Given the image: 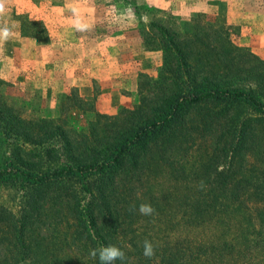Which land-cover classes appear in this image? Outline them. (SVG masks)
Returning <instances> with one entry per match:
<instances>
[{"label":"trees","instance_id":"16d2710c","mask_svg":"<svg viewBox=\"0 0 264 264\" xmlns=\"http://www.w3.org/2000/svg\"><path fill=\"white\" fill-rule=\"evenodd\" d=\"M31 29L29 35L38 36ZM159 30L164 63L155 82L169 86L149 106L111 123L98 114L112 127L96 123L76 139L61 125L39 127L0 108V185H17L24 197L18 215L0 207V223L12 233L17 255L0 264H72L70 256L50 257L28 232L39 203L53 190L70 200L75 228L90 249L113 245L110 237L122 228V215L133 253L142 255L147 238L157 245L154 257L162 264H264V60L254 57L248 70L239 66L241 48L224 27L213 39L196 37L199 45ZM209 135L214 146L201 169L193 170L188 150ZM142 167L159 176L163 171L169 181L157 199L147 190L134 200L136 208L127 203L122 212L110 191L124 173ZM162 194L166 203L180 198L168 226L198 229L210 223L215 235L206 242L187 234L161 240ZM245 200L260 203L258 226ZM141 203H150L154 216L139 215ZM236 214L241 222L234 225ZM94 261L99 264L98 257Z\"/></svg>","mask_w":264,"mask_h":264},{"label":"rangeland","instance_id":"374dc122","mask_svg":"<svg viewBox=\"0 0 264 264\" xmlns=\"http://www.w3.org/2000/svg\"><path fill=\"white\" fill-rule=\"evenodd\" d=\"M238 1L8 0L0 23L15 25V35L0 45V108L39 127L61 125L76 139L102 122L112 127L105 123L149 106L169 86V81L155 82L164 63L159 27L196 45V37L209 34L213 39L217 28H227L232 42L241 48L239 66L248 70L257 62L254 57L264 60V0ZM73 9L89 25L87 30L79 31L71 23L76 18ZM29 21L40 25L31 27ZM30 29L38 36L29 35ZM189 146L185 145L187 150ZM213 146L211 135L197 138L188 150L193 170L201 169ZM158 173L162 176L145 167L124 173L110 191L113 200L118 198L116 206L123 212L130 205L127 203L135 204L147 190L157 199L161 184L169 181L163 171ZM179 200L171 196L166 203L163 194L160 197L166 207L159 209L161 240L173 241L187 234L194 242H206L214 236L216 230L210 223L198 229L168 226L179 213ZM242 205L256 217L260 203L245 200ZM0 207L20 214L24 207L22 189L0 185ZM120 217L122 228L110 238L126 253L124 264H162L157 257L148 259L133 253L130 230ZM237 222L241 220L236 214L234 225ZM254 224L259 225L256 218ZM28 232L50 257L70 256L72 264H95L89 245L75 228L70 200L58 191H49L39 203V214ZM12 240L7 224L0 223V260L12 262L17 256Z\"/></svg>","mask_w":264,"mask_h":264},{"label":"clouds","instance_id":"9594fccd","mask_svg":"<svg viewBox=\"0 0 264 264\" xmlns=\"http://www.w3.org/2000/svg\"><path fill=\"white\" fill-rule=\"evenodd\" d=\"M7 2L8 0H0V17H3L6 13ZM73 12L76 15V18L71 22L73 26L79 31L87 30L89 25L85 22H82L78 12L75 9H73ZM13 27H15V25L9 26L7 23H0V45L4 44L15 35L12 30ZM203 187V182H201V188ZM133 208H136V205H130V210ZM137 211L139 215L146 217H152L156 212L150 203L139 204ZM141 247L143 249L142 254L144 257L151 259L156 255L157 245L154 244L153 241L146 238L142 241ZM89 256L91 258L98 257L99 264H116L117 261H120L121 264H124L126 260V253L122 250V248L116 245H108L90 249Z\"/></svg>","mask_w":264,"mask_h":264},{"label":"crops","instance_id":"0c3cea01","mask_svg":"<svg viewBox=\"0 0 264 264\" xmlns=\"http://www.w3.org/2000/svg\"><path fill=\"white\" fill-rule=\"evenodd\" d=\"M194 2H196L197 0H193ZM208 1H210V0H207V2ZM214 2H217V3H222L223 2V0H214ZM237 2H239L238 0H237Z\"/></svg>","mask_w":264,"mask_h":264}]
</instances>
